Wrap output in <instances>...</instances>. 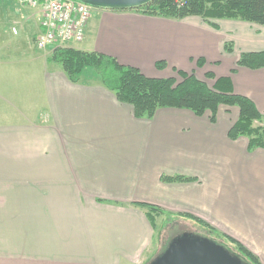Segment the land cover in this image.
I'll use <instances>...</instances> for the list:
<instances>
[{
	"label": "crops",
	"instance_id": "obj_1",
	"mask_svg": "<svg viewBox=\"0 0 264 264\" xmlns=\"http://www.w3.org/2000/svg\"><path fill=\"white\" fill-rule=\"evenodd\" d=\"M91 13L84 44L65 46L153 78L197 76L206 66L229 77L264 120V67L236 66L241 53L264 50V25ZM1 43L0 264H145L155 254L154 227L140 204L196 217L264 264V148L228 137L237 107L220 105L213 121L172 107L136 118L94 75L71 82L52 48L29 56Z\"/></svg>",
	"mask_w": 264,
	"mask_h": 264
},
{
	"label": "trees",
	"instance_id": "obj_2",
	"mask_svg": "<svg viewBox=\"0 0 264 264\" xmlns=\"http://www.w3.org/2000/svg\"><path fill=\"white\" fill-rule=\"evenodd\" d=\"M134 10L146 15L180 19L187 16H199L207 19H237L258 25H264V0H153ZM226 51L232 50V43L225 44ZM53 60L58 62L68 79L77 82L86 69H91L95 79L111 90L119 102L132 106L136 118H151L155 111L163 107L183 108L201 116L210 113L213 121L220 105L238 108V116L230 129L228 137L232 140L245 136L248 149L264 148V126H253L262 122L263 116L248 97L232 91L229 77H215L206 72L205 77L213 79L209 86L193 73L174 71V77L153 78L142 74L137 68L119 63L115 58L96 51H81L71 47L55 48ZM202 59H198V63ZM164 61H158L156 67H165ZM236 66L251 69L264 67V50L241 53ZM163 181H187L182 176H163ZM147 208L149 215L163 211L157 207L140 204ZM186 216V215H185ZM197 222L207 234H196L222 245L231 255L238 257L245 264H261L258 258L239 242L215 233L204 221L187 215ZM210 234H214L213 238ZM233 246V247H231ZM163 250V249H162ZM162 250L156 254L159 255Z\"/></svg>",
	"mask_w": 264,
	"mask_h": 264
},
{
	"label": "rangeland",
	"instance_id": "obj_3",
	"mask_svg": "<svg viewBox=\"0 0 264 264\" xmlns=\"http://www.w3.org/2000/svg\"><path fill=\"white\" fill-rule=\"evenodd\" d=\"M93 9H95V7L92 8L91 12ZM33 13L35 18H32ZM39 17L40 15L37 9H32L27 5H23L18 0H0V37L2 40L1 44L3 45V50L11 51L16 48L19 52H25L29 56L36 55V52L42 54L44 51H46L37 50L34 42V38L37 34L35 33L36 28L39 25ZM13 28L16 29L17 33H13ZM83 44L84 43L78 42L71 43L70 45L77 48L81 47ZM59 48H68V46L63 45ZM21 59H26V57L23 56ZM206 69H208L206 66L199 69L197 71L196 77L211 86L213 79H208L205 77V73L209 72V70ZM90 75H93L92 70L86 69L83 71L81 78L84 79V77H89ZM172 76L179 80V77L175 72L172 73ZM258 125L264 126V120H262V122L255 121L253 123V126ZM153 213H155L154 215H151L154 227L152 242L153 248L151 247L150 251L154 249L153 253L155 254L151 255L150 259L145 264H148L150 261H152L156 254H158L162 249L164 250L172 238L182 233L207 234V232L204 231L197 222L192 221L187 217H174L171 216L170 213L166 212ZM215 233L217 232L215 231ZM210 235L215 238L214 234ZM215 239H217V237Z\"/></svg>",
	"mask_w": 264,
	"mask_h": 264
},
{
	"label": "built area",
	"instance_id": "obj_4",
	"mask_svg": "<svg viewBox=\"0 0 264 264\" xmlns=\"http://www.w3.org/2000/svg\"><path fill=\"white\" fill-rule=\"evenodd\" d=\"M39 12L38 49L58 48L83 40L92 7L77 0H19ZM17 33L16 29H12Z\"/></svg>",
	"mask_w": 264,
	"mask_h": 264
},
{
	"label": "water",
	"instance_id": "obj_5",
	"mask_svg": "<svg viewBox=\"0 0 264 264\" xmlns=\"http://www.w3.org/2000/svg\"><path fill=\"white\" fill-rule=\"evenodd\" d=\"M96 8L127 10L153 0H77ZM148 264H245L222 245L193 233H182Z\"/></svg>",
	"mask_w": 264,
	"mask_h": 264
}]
</instances>
